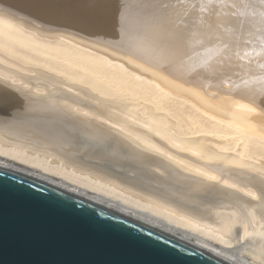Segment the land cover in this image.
Masks as SVG:
<instances>
[{
	"label": "bare ground",
	"instance_id": "6f19581e",
	"mask_svg": "<svg viewBox=\"0 0 264 264\" xmlns=\"http://www.w3.org/2000/svg\"><path fill=\"white\" fill-rule=\"evenodd\" d=\"M33 45L52 49L69 79L42 66L19 68L10 53ZM122 90L137 97L115 94ZM167 100L188 108L199 128L179 130ZM0 103L58 113L95 139L111 136L162 171L166 185L143 189L83 164L55 147L65 144L62 131L40 135L21 116L0 121V166L228 264H264V205L190 202L203 185L264 198V0H0ZM171 183L184 188L167 189Z\"/></svg>",
	"mask_w": 264,
	"mask_h": 264
},
{
	"label": "water",
	"instance_id": "95a60500",
	"mask_svg": "<svg viewBox=\"0 0 264 264\" xmlns=\"http://www.w3.org/2000/svg\"><path fill=\"white\" fill-rule=\"evenodd\" d=\"M0 264L228 263L111 207L0 166Z\"/></svg>",
	"mask_w": 264,
	"mask_h": 264
},
{
	"label": "rangeland",
	"instance_id": "374dc122",
	"mask_svg": "<svg viewBox=\"0 0 264 264\" xmlns=\"http://www.w3.org/2000/svg\"><path fill=\"white\" fill-rule=\"evenodd\" d=\"M52 51L53 50L50 48L48 49L42 48L39 45H33V47L31 48L15 46L13 52H11L10 54L15 56L23 64V65L22 64L17 65L21 69H25L26 67L24 65H29V64L42 66L48 69H52L54 71H59L69 79L68 77L70 75L69 70L66 68L65 69L61 68L58 61H54L53 59H51L50 53ZM31 75H33V77H39V75L41 74L37 73ZM24 76L27 75L24 74ZM29 77L31 78V76ZM115 94L124 95L127 97H137V96H130L129 94H127L126 91L123 90L120 92L116 91ZM162 105L169 108L170 111H172L173 115L178 118L179 130H181L182 132L194 131L199 128L197 125L190 124L188 115L191 112L188 110V108L184 106H180L174 100L163 101ZM9 116H21L24 120L31 121L40 135L41 134L51 135L57 130L62 131L65 144L61 148H58L57 146L55 147L65 155L70 156L83 164L94 167L95 169H98L108 175L115 176L123 181L126 182L128 181L135 185L138 184V186H140L143 189H152L153 191L156 190V192H160V190L163 191V189L165 190L164 188L166 185L165 174L162 171L158 172L154 170L144 161L134 159L133 156L127 153V151L123 147L122 148L121 146L119 147V145L115 143L114 139L111 136H108L100 140L95 139L91 137L83 128L73 125L68 119L64 118L62 115L58 113L52 111L22 112L14 109V107L10 106L7 103H0V121L2 118ZM111 145L115 147L112 148ZM137 163H139L140 165ZM171 184H168L167 187L168 186L169 187L166 188L170 189V187H172L171 188L172 190H176V189L182 190L184 188V184H181L178 187L175 183L174 184L171 183ZM159 187L160 188L162 187V189H160ZM193 194L190 197L191 204L195 202L198 205H206L207 203H209L207 201H211L217 198L221 200L212 201V202L214 203L218 201H230L238 205H243V204L255 205L256 203L264 205V198L262 191L259 195V198L256 199L254 198L255 201H250L247 200L246 198L241 199L235 194H230L226 188L220 186L218 187L217 185L216 186L203 185L200 188L196 189V192H193ZM245 196L247 197V195ZM170 199H172V201H177V202H180L178 200H182L181 197H177V196L175 198H170ZM196 201H201V202H196ZM195 203L193 205H195ZM233 249L235 251L238 250L237 252H239L240 245L236 244L233 247Z\"/></svg>",
	"mask_w": 264,
	"mask_h": 264
}]
</instances>
